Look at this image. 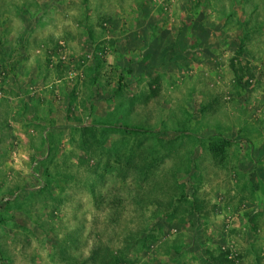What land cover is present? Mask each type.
<instances>
[{"label": "rangeland", "instance_id": "374dc122", "mask_svg": "<svg viewBox=\"0 0 264 264\" xmlns=\"http://www.w3.org/2000/svg\"><path fill=\"white\" fill-rule=\"evenodd\" d=\"M0 264H264V0H0Z\"/></svg>", "mask_w": 264, "mask_h": 264}]
</instances>
